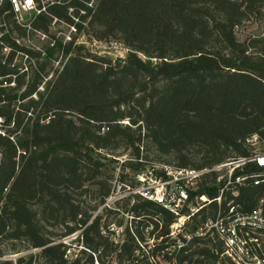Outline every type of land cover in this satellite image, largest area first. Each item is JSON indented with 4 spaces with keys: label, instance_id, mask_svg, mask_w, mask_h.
I'll return each mask as SVG.
<instances>
[{
    "label": "trees",
    "instance_id": "trees-1",
    "mask_svg": "<svg viewBox=\"0 0 264 264\" xmlns=\"http://www.w3.org/2000/svg\"><path fill=\"white\" fill-rule=\"evenodd\" d=\"M91 1L46 0V12L24 26L10 12L3 14L7 4L0 8L9 49L2 65L0 46V69L9 75L0 115L6 117V125L13 124L6 138L0 137V239L21 240L25 251L37 249L43 264H94L93 256L97 264H105L103 256L121 263L135 260L141 251L143 224L151 225L149 236L159 240L150 249L152 261L144 264H236L222 253L220 241L194 234L203 221L215 216V201L190 217L212 209L210 216L192 224L186 232L189 239L182 232L171 239L169 226L175 216L160 204L129 193L133 201L122 208L135 223L124 228L125 239L119 244L109 240L101 229L108 230V225L101 226L98 216L91 219L81 205L84 201L74 199L73 193L82 194L94 184L101 166L94 152L100 149L132 150L136 162L121 165L133 167L135 175L122 171L118 177L130 190L139 186L137 176L146 174L139 172L140 148L149 142L159 154L177 155L176 163L168 165L209 170L211 179L205 181L204 174L190 198L218 196L223 183H216L212 168L248 157L253 135L264 141V33L240 39L236 32L264 0ZM53 19L76 31L86 24L94 37L123 43L128 54L115 60L88 57L72 52L73 39L63 42L53 36L49 45L33 50L13 36L16 32L24 37L28 30L45 34ZM17 54L33 60L34 69L29 64V72L18 74L22 68L12 63ZM50 59H63L55 77H46ZM183 151L199 161L194 163ZM257 170L248 163L242 171L234 169L232 177ZM162 176L163 170L155 175ZM95 184L101 203L115 188L102 179ZM237 189L235 197L226 192V200L232 198L248 211L262 199L264 208L263 184L247 181ZM46 225L63 233L48 237ZM76 231L89 250L83 262L78 257L69 262L68 245L59 240ZM251 245L253 256L264 259V238ZM171 246L174 251L168 254ZM24 258L14 264H35L33 254Z\"/></svg>",
    "mask_w": 264,
    "mask_h": 264
},
{
    "label": "rangeland",
    "instance_id": "rangeland-1",
    "mask_svg": "<svg viewBox=\"0 0 264 264\" xmlns=\"http://www.w3.org/2000/svg\"><path fill=\"white\" fill-rule=\"evenodd\" d=\"M97 0H92L91 2L95 3ZM46 0H44V8ZM45 11V10H43ZM46 12V11H45ZM237 35L240 39H244L248 36L262 35L264 33V3L255 8L247 18L243 19L240 25L236 29ZM13 36L17 38L19 43L27 45L31 47L33 50L43 49L45 46L49 45L52 41V36L56 39H60L63 42H67L70 39H73V53H80L84 56L88 57H105L112 60L116 58H124L128 54V48L123 43L112 37H105L103 39H98L94 37L91 33L87 25L85 24L80 31H76L72 26H69L63 21H55L52 20L50 23L48 32L43 34L42 32L28 30L24 37H19L16 32L13 33ZM8 50H6V53ZM143 59L145 57L139 53ZM155 60V59H153ZM49 64L46 68L45 72L47 73L46 77H55L56 70L61 68L63 63V59H50L48 60ZM13 64L19 65V68H22L18 74L25 70V72L30 71L29 64L34 69L33 60H29L21 55H15ZM28 77V75L26 76ZM13 85V82H11ZM41 90L42 87H39ZM123 125L127 124L126 119L121 122ZM10 128H13V124L9 123L6 125V131ZM7 134V132H6ZM14 137V136H13ZM15 139V137H14ZM251 145V150L263 151L264 150V141L261 140H248ZM182 154L191 158V161L194 163L199 161L198 156H191L189 151H183ZM94 156L97 157L98 161L101 163V166L98 168V174L96 178H94L91 183L88 185V189L80 194L79 191L73 193L74 199L77 201L83 200L82 207L84 210L91 214V219L98 216L100 218L101 226L108 225L107 229L104 230L102 227V232L105 235H108L109 240L114 243L121 244L125 239L124 228L130 227L133 228L134 220H132L131 213L124 211L122 206L126 202L132 203L133 199L128 196V189L124 187L127 185V182H120L118 175L123 171V173L127 175H135L136 171L131 166H122V162L124 164L130 160V162L135 163L136 159L133 155L132 150L126 149L125 147H120L115 150L110 149H100L94 152ZM139 157L142 159V165H140L139 172L147 173L150 171L153 176L159 175L161 171L168 166V164L176 163V154H159L155 148L149 143L146 142L143 148H140ZM215 171V170H214ZM229 168L224 167L221 170L216 172V183L222 184L227 181ZM138 172V171H137ZM129 176V177H130ZM206 174L205 181H209L211 177ZM102 179L107 181L108 183H114V191L109 199H105L102 203L100 202L101 196L97 193L96 181ZM219 179V181H218ZM135 180H137L135 178ZM147 183H151L148 179L144 182L145 185ZM127 196V197H126ZM123 197V198H121ZM198 201V200H197ZM197 201H194L197 202ZM211 208H207L204 210L203 214L200 216H195L194 219H186L184 223H188V226L184 229L179 228V226L173 227V236L171 239H175L176 234L181 230V232L186 235L192 226L193 223L199 224L202 220V216H210L212 211ZM106 229V228H105ZM145 232L144 241H142L139 245L141 247V251L136 253V259L133 261H123L121 263H117V261L109 262L108 256H103V261L105 264H144L145 261L151 262V253L150 249L156 245L159 240L154 238V236H149L147 231H151L152 226H144L143 224L140 226ZM183 229V230H182ZM109 231V232H108ZM111 231V232H110ZM63 233V230L59 227L46 225V233L45 235L48 237H55L58 233ZM59 240L66 243L68 245V249L66 250L67 260L70 262L76 257L81 259V262L87 259V254L89 253L88 249L85 248L84 244L81 242L79 237V231H76L66 237H62ZM25 243L21 240H7L0 239V264H14L15 259L18 257H25L26 260L28 255L33 254V262L35 264H43V261L39 258V253L37 251L28 250L25 251ZM86 250V251H84ZM173 248H169V251H172ZM264 257V253H263ZM94 258V264H97L96 258ZM7 262V263H6ZM167 264H175L174 262H168ZM261 264H264V259L261 260Z\"/></svg>",
    "mask_w": 264,
    "mask_h": 264
},
{
    "label": "built area",
    "instance_id": "built-area-1",
    "mask_svg": "<svg viewBox=\"0 0 264 264\" xmlns=\"http://www.w3.org/2000/svg\"><path fill=\"white\" fill-rule=\"evenodd\" d=\"M8 6L16 23L24 26L29 25L32 19L44 10V0H0V8ZM29 28V26H27ZM73 28V27H72ZM6 35V26L0 23V46H1V64L6 65V50H9L4 43L3 36ZM6 72L0 69V105L4 103V92L6 91ZM0 137L6 138V117L0 115ZM251 140L257 141V137L253 135ZM257 165L259 170L251 172H241L232 177L234 169L242 168L248 164ZM229 168L228 178L219 188V194L216 198L209 199L206 195H194L190 198V191H195L196 183L209 170H194L190 168H177L168 165L163 169L165 176L155 177L150 171L146 174L137 176L140 184L134 189L124 185L129 191L128 193L138 194L142 198L152 200L167 209L175 216V221L169 226V236H173V227L179 226L183 228L186 219L197 214L201 209L206 208L212 201L218 205V211L212 218H207L196 229L194 234L203 236L207 235L212 240H218L222 243L223 254L231 258L236 264H261L262 259L253 256L252 242H256L259 238H264V208L263 200L260 199L256 207L242 211L239 204L234 203L233 199L226 200V192L233 197L238 194L237 185L241 186L245 182H250L254 186L264 185V150H253L252 153L245 158L230 160L221 165L214 166L212 170L218 171L222 168ZM151 183L144 184L146 180ZM219 181V179H218ZM8 186L4 188L6 193ZM113 194V193H112ZM110 195L107 199L111 198ZM226 200L224 207H221L223 200ZM198 200V201H197ZM194 201H197L194 203ZM187 209V213H182L183 209ZM181 232V230L179 231ZM178 232V233H179ZM186 239L190 235L182 234ZM181 245V241L177 245ZM173 248V247H172ZM37 251V249H33ZM174 251H169L171 254Z\"/></svg>",
    "mask_w": 264,
    "mask_h": 264
}]
</instances>
